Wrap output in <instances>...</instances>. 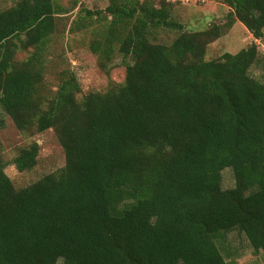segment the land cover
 I'll return each mask as SVG.
<instances>
[{"label":"trees","instance_id":"trees-1","mask_svg":"<svg viewBox=\"0 0 264 264\" xmlns=\"http://www.w3.org/2000/svg\"><path fill=\"white\" fill-rule=\"evenodd\" d=\"M223 1L231 10L218 30L184 29L167 0L80 10L70 29L107 16L90 50L126 68L123 83L81 99L68 69L54 91L45 85L59 6L0 10V108L28 135L53 129L65 157L16 188L0 142V264H228L232 231L264 251V80L250 74L262 58L252 42L204 59L234 21L261 39L264 0ZM158 30L176 36L158 42ZM38 154L33 141L11 162L27 171ZM225 168L232 188L221 186Z\"/></svg>","mask_w":264,"mask_h":264},{"label":"rangeland","instance_id":"rangeland-1","mask_svg":"<svg viewBox=\"0 0 264 264\" xmlns=\"http://www.w3.org/2000/svg\"><path fill=\"white\" fill-rule=\"evenodd\" d=\"M19 0H0V10L13 6ZM128 5L140 0H122ZM173 4L172 17L184 25L188 31L203 30L211 26L217 28L224 24L231 8L223 0H167ZM61 13L57 15L56 32L53 34L48 49L45 69V85L54 91L58 83V75L62 70L73 72L79 82L81 99L89 92H103L110 86L123 83L125 64L120 55L113 56L111 61L102 60L90 50V44L98 38L100 24L109 18L92 17L91 27L74 31L70 29L72 21L83 16L80 10H103L108 0H53ZM226 32L206 47L205 60L213 59L225 52L236 53L241 48L255 42L262 62L251 68L250 74L264 80V32L261 39L249 37L246 28L234 21ZM176 32L158 30L157 41L169 43ZM27 53L18 51L16 59L21 60ZM35 141L39 145L36 165L27 171H18L12 164L17 149ZM0 142L2 158L5 162V173L16 188L29 185L45 174L59 171L65 163V157L53 129L28 135L19 131L12 120L0 108ZM235 185L233 172L225 168L221 172V186L224 189ZM223 254L228 264H264V251L252 248L245 237L236 231L228 233L223 241Z\"/></svg>","mask_w":264,"mask_h":264},{"label":"crops","instance_id":"crops-1","mask_svg":"<svg viewBox=\"0 0 264 264\" xmlns=\"http://www.w3.org/2000/svg\"><path fill=\"white\" fill-rule=\"evenodd\" d=\"M247 32H248V31H247ZM248 34L250 35L249 37H252L251 34H250L249 32H248ZM252 39H254V38L252 37ZM254 40H256V39H254Z\"/></svg>","mask_w":264,"mask_h":264}]
</instances>
